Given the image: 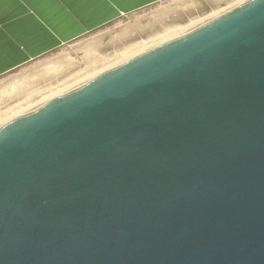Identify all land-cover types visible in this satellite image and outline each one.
I'll return each mask as SVG.
<instances>
[{
    "label": "water",
    "instance_id": "1",
    "mask_svg": "<svg viewBox=\"0 0 264 264\" xmlns=\"http://www.w3.org/2000/svg\"><path fill=\"white\" fill-rule=\"evenodd\" d=\"M0 264H264V0L0 125Z\"/></svg>",
    "mask_w": 264,
    "mask_h": 264
},
{
    "label": "crops",
    "instance_id": "2",
    "mask_svg": "<svg viewBox=\"0 0 264 264\" xmlns=\"http://www.w3.org/2000/svg\"><path fill=\"white\" fill-rule=\"evenodd\" d=\"M230 2L0 0V119L39 101L43 91L71 78L80 59L78 46L84 47L82 62L87 63L103 54L104 47L120 48L125 40L134 38L135 28L120 29V25L131 22L135 12L159 4L160 10L151 15L155 23H179ZM105 38H110L107 46L101 44Z\"/></svg>",
    "mask_w": 264,
    "mask_h": 264
},
{
    "label": "rangeland",
    "instance_id": "3",
    "mask_svg": "<svg viewBox=\"0 0 264 264\" xmlns=\"http://www.w3.org/2000/svg\"><path fill=\"white\" fill-rule=\"evenodd\" d=\"M246 0H231L229 5L221 7V8H216L213 10H208L204 14L200 16H196L191 18L190 20L184 21V22H179V23H173V22H166L165 24H162L160 22H154L153 21V16L151 15L154 14V12H158L160 10L159 4L158 6H151L144 8L142 10H139L135 12L132 16V21L131 22H125L121 23L120 29H123L127 26H130L132 28L136 29L135 37L130 38L129 40H125L119 47L120 48H113L112 46L104 47V52L100 56H97V58H94L92 61L84 63L82 62V57L84 55V47H81L78 50L81 52L79 54V58L76 62V67H75V72L65 82H63L61 85L56 86L53 89L46 90L45 92L40 94V100L32 103V104H26L22 106L21 110L19 112H16L13 116H6L3 119H0V125L5 123L7 120H10L14 118L15 115L23 114L41 103L47 101L50 98L55 97L56 95L65 92H68L69 90L75 88L76 86L84 83L85 81L89 80L90 78L96 76L97 74L114 67L116 65L121 64L122 62L142 53V51L149 50L150 48H153L163 42H166L170 39L176 38L180 35H183L194 28L200 26L201 24L209 21L210 19L214 18L215 16L219 15L220 13L233 8ZM132 25V26H131ZM86 43L87 40H81ZM93 41L98 42L99 40L95 41L90 39L89 42ZM110 42V38H105L103 39V42L101 44L103 46H107V44ZM79 43V42H78ZM93 43V44H94ZM88 46L89 44L86 43ZM141 45L145 47L143 50L140 48L138 49ZM133 46V47H132ZM136 46V47H135ZM124 47V48H123ZM130 49L136 48V49ZM75 48H73V53L75 52ZM83 51V52H82ZM130 51V52H129ZM129 52V53H125ZM132 52V53H131ZM117 57V58H116ZM121 57V58H120ZM116 58V59H114ZM98 60V61H96ZM102 63V65H101ZM98 64V65H97ZM101 65V66H100ZM104 65V67H103ZM97 68L99 70H97ZM97 70V71H96ZM95 71V72H94ZM87 73V74H86ZM86 74V75H85ZM71 82V83H70ZM61 86L63 87L61 90ZM57 88V89H56ZM60 88V91L58 90ZM57 90V91H55ZM61 93V94H62ZM13 112V111H12ZM6 119V120H5Z\"/></svg>",
    "mask_w": 264,
    "mask_h": 264
},
{
    "label": "bare ground",
    "instance_id": "4",
    "mask_svg": "<svg viewBox=\"0 0 264 264\" xmlns=\"http://www.w3.org/2000/svg\"><path fill=\"white\" fill-rule=\"evenodd\" d=\"M132 47H133V46H132ZM135 47H136V46H135ZM140 48H141L142 50H143V48L145 49V47H143V45H141L138 49H140ZM128 49H130V47H129ZM132 49H136V48H132ZM132 49H130V50H132ZM132 51H133V50H132ZM129 52H130V51H129ZM129 52H125V53H129ZM142 52H143V51H142ZM131 53H132V52H131ZM140 53H141V52H140ZM138 54H139V53H138ZM116 58H117V57H116ZM116 58H114V59H116ZM120 58H121V57H120ZM97 61H98V60H97ZM97 65H98V64H97ZM101 65H102V63H101ZM101 65H100V66H101ZM103 67H104V65H103ZM97 70H99V69L97 68ZM97 70H96V71H97ZM94 72H95V71H94ZM86 74H87V73H86ZM86 74H85V75H86ZM70 83H71V82H70ZM63 87H65V86H61V90L64 89ZM62 88H63V89H62ZM56 89H57V88H56ZM58 90L60 91V88H59ZM64 90H65V89H64ZM55 91H57V90H55ZM61 93H62V92H61ZM61 93H60V94H61ZM60 94H58V95H60ZM56 96H57V95H56ZM50 99H51V98H50ZM48 100H49V99H48ZM28 102H29V101H28ZM15 116H16V115H15ZM5 120H6V119H5ZM7 121H9V120H7ZM7 121H6V122H7Z\"/></svg>",
    "mask_w": 264,
    "mask_h": 264
}]
</instances>
